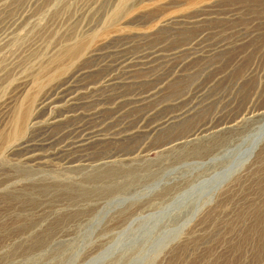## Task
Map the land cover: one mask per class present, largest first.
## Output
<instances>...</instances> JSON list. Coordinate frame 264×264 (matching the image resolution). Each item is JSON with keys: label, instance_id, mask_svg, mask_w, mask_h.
<instances>
[{"label": "rangeland", "instance_id": "obj_1", "mask_svg": "<svg viewBox=\"0 0 264 264\" xmlns=\"http://www.w3.org/2000/svg\"><path fill=\"white\" fill-rule=\"evenodd\" d=\"M243 10L264 0H0V264H264V115L161 151L264 108L238 47L207 53Z\"/></svg>", "mask_w": 264, "mask_h": 264}, {"label": "bare ground", "instance_id": "obj_2", "mask_svg": "<svg viewBox=\"0 0 264 264\" xmlns=\"http://www.w3.org/2000/svg\"><path fill=\"white\" fill-rule=\"evenodd\" d=\"M238 20L239 21L237 32H230L229 36L225 35L220 41L222 42L224 40V42L220 43L218 46H213L212 50H208L207 53L209 56H211L214 52H218L219 50H223L225 53H231L232 51L236 50L235 48L238 47L239 49L236 55L231 61L229 60L230 62L227 67L231 68L233 66L234 68H237L239 65H243L241 71L244 73L245 77L257 78V84L259 83L264 85V15L257 16L249 12L245 13L243 10L242 16H240ZM224 32L226 34L228 30L223 31V33ZM235 35H237V38L231 42L229 39H231ZM94 51L95 50H92L90 52ZM211 66L212 65H208L207 67H205V70L209 71L211 69ZM228 68L226 69L228 70ZM219 78L220 77L217 76V78L215 79L217 80ZM256 85L255 87H253V90L249 95L250 97L253 95V92L255 95L256 91L260 89V86L258 85L256 91H254ZM236 86L237 84L234 83V88ZM47 101V98L44 97L40 99L37 103L33 102V106L31 105V108L30 105L26 106L24 104L16 108L17 110H15L14 113L9 117V125L7 126V130L5 133H7V135L12 133L13 135H15L19 133L20 136L18 139H15V141L13 140L12 143L8 144V147L6 146L7 148L4 150L5 152L7 151L8 153H11L13 150H15L24 143V140L27 136L26 132L29 133V131L38 123V112L46 105ZM245 109L241 111V113L237 114L233 119L229 120L227 123L225 122L219 126H212L211 128L203 127V129L201 128L198 133H193L194 135L191 134L190 136H187L184 139L165 145L161 151H169L173 149L175 150L183 148L190 144L192 145L194 142L201 138L209 139V137L225 133L228 130H236L242 125H244L246 122H249L258 116L264 115V108L260 109L250 106L247 108V110ZM24 132V137H22L21 135ZM262 132L264 137V129L262 130ZM261 141L262 138H258L253 143V145L248 151L246 159L243 161H250L253 158L255 152L258 150L261 144ZM124 159L126 158H123V160ZM114 162L115 161H112V159L106 161H99L97 166L95 167L112 165Z\"/></svg>", "mask_w": 264, "mask_h": 264}]
</instances>
